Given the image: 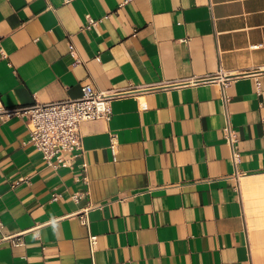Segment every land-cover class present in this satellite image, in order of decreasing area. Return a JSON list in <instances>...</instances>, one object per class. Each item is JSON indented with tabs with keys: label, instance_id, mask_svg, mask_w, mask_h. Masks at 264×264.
Returning <instances> with one entry per match:
<instances>
[{
	"label": "crops",
	"instance_id": "obj_1",
	"mask_svg": "<svg viewBox=\"0 0 264 264\" xmlns=\"http://www.w3.org/2000/svg\"><path fill=\"white\" fill-rule=\"evenodd\" d=\"M219 73L113 99L58 167L1 113L0 264H264V0H0L5 108Z\"/></svg>",
	"mask_w": 264,
	"mask_h": 264
},
{
	"label": "built area",
	"instance_id": "obj_2",
	"mask_svg": "<svg viewBox=\"0 0 264 264\" xmlns=\"http://www.w3.org/2000/svg\"><path fill=\"white\" fill-rule=\"evenodd\" d=\"M97 21L90 19L87 27H91ZM216 82L221 85L223 91L230 82L228 75H206L204 77H191L186 79L171 80L157 84L130 86L127 89L99 90L91 84L82 86V96L75 100H61L56 102L42 103L35 102L30 105L15 108H5L0 101V114L8 118L24 117L29 127V136L25 141L26 145H33L41 152L47 164L58 167L65 158V153H72L75 156L82 150L81 124L94 119H110L112 115L111 102L113 99L131 95H139L142 92H149L156 89H168L180 87L192 83ZM224 100L227 101L226 96ZM225 139L231 147V159L235 165L240 162L239 140L236 131L230 122L224 127ZM111 149L116 154V135L112 136ZM237 180L238 175H236ZM86 179V177H85ZM54 195V199H56ZM79 195H75L77 199ZM83 223H89L86 215L82 216ZM91 248L97 245V237L90 236Z\"/></svg>",
	"mask_w": 264,
	"mask_h": 264
}]
</instances>
